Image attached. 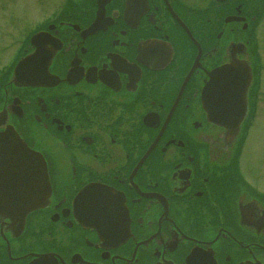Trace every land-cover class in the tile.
<instances>
[{
  "label": "flooded vegetation",
  "instance_id": "obj_1",
  "mask_svg": "<svg viewBox=\"0 0 264 264\" xmlns=\"http://www.w3.org/2000/svg\"><path fill=\"white\" fill-rule=\"evenodd\" d=\"M263 8L264 0H72L53 11L39 29L54 52L49 83L18 87L7 73L0 93L7 122L47 160L51 201L10 241L12 257L1 247L0 264L42 253L51 255L42 264H264L260 162L248 166L243 150L227 149L200 98L229 45L253 43ZM251 96L241 131L258 111ZM94 181L125 196L132 234L120 245L75 217L77 193Z\"/></svg>",
  "mask_w": 264,
  "mask_h": 264
},
{
  "label": "water",
  "instance_id": "obj_2",
  "mask_svg": "<svg viewBox=\"0 0 264 264\" xmlns=\"http://www.w3.org/2000/svg\"><path fill=\"white\" fill-rule=\"evenodd\" d=\"M39 64L36 55L21 59L15 69L16 80L26 77L19 83H32ZM49 194L50 182L41 154L30 149L11 126L0 131V214L25 218L28 211L43 205ZM18 221L23 223V219Z\"/></svg>",
  "mask_w": 264,
  "mask_h": 264
},
{
  "label": "rangeland",
  "instance_id": "obj_3",
  "mask_svg": "<svg viewBox=\"0 0 264 264\" xmlns=\"http://www.w3.org/2000/svg\"><path fill=\"white\" fill-rule=\"evenodd\" d=\"M58 0H0V71L11 64L12 50L16 42L24 39L34 30L40 20L48 17L59 5L48 10ZM48 10V11H47ZM31 30V31H32ZM264 51V26L260 28V52ZM260 74V115L248 130L246 162L248 166L259 167L260 190L264 189V63ZM260 156V158H259Z\"/></svg>",
  "mask_w": 264,
  "mask_h": 264
}]
</instances>
